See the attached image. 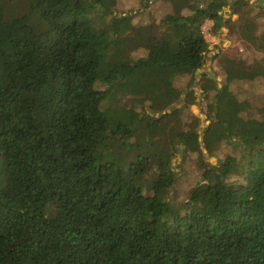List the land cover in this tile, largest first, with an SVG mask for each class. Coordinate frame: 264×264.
<instances>
[{"label": "trees", "instance_id": "obj_1", "mask_svg": "<svg viewBox=\"0 0 264 264\" xmlns=\"http://www.w3.org/2000/svg\"><path fill=\"white\" fill-rule=\"evenodd\" d=\"M113 1L0 0V264H264V106L242 118L246 104L226 97L261 68L227 60L220 88L201 75L211 106L202 146L236 155L206 168L176 206V176L160 170L177 152L203 157L197 122L182 118L194 92L173 82L185 72L190 88L202 68L206 20L212 32L235 26L226 2L146 0L170 12H142L150 22L138 25ZM146 107L171 109L173 123L142 125Z\"/></svg>", "mask_w": 264, "mask_h": 264}, {"label": "rangeland", "instance_id": "obj_2", "mask_svg": "<svg viewBox=\"0 0 264 264\" xmlns=\"http://www.w3.org/2000/svg\"><path fill=\"white\" fill-rule=\"evenodd\" d=\"M152 1L149 0V2ZM224 1L226 6L222 14L223 20H230L229 24L234 22L235 26H223L212 32V21L206 20L201 26V33L208 43V52L204 56L202 68L197 73L195 72V78L192 80L190 88L187 87L190 75L185 72L179 74L173 82V87L180 91L192 90L194 92L195 102L189 107V114L187 115L185 111L186 115L181 117L186 127L192 121L197 122L195 133L198 135V142L201 144L203 156L201 158H198L195 154L184 156L182 153L177 152L169 165L160 164L163 175L174 173L176 176L175 185L167 194L168 201L175 206L188 201L190 190L205 183V181H202V175L206 168L215 166L225 156L236 155L237 151L233 146L221 143L214 155L209 156L202 146L203 131L211 123L209 119L211 106L209 101L203 97L201 75L205 74L208 78H212L217 87L220 88L224 84L223 64L227 60L245 68L259 67L264 71V48L242 40L237 33L245 29L253 37L261 38V41L264 42V0H243L245 4L242 11L240 14L235 15H230V12L238 0ZM112 4L115 14L118 16L121 14L128 15L131 17L132 23L136 24L137 22L138 25L150 22L147 16L140 15L142 12H150L158 21L170 12V5L164 1H159L147 9L141 6V4H146V0H115ZM243 26L245 27L242 29ZM147 54L149 53L145 50H138L135 53L136 56L140 57L147 56ZM167 54L166 50L164 52H153L154 56H167ZM96 88L100 91L104 90L102 85H97ZM183 95L184 93L181 97ZM226 97L230 107H236L242 102L246 104L245 111L241 113L242 118L256 116L257 108L264 106V74H259L252 80L237 81L230 84ZM170 112L171 109L162 113H153L146 107L141 112L142 125L150 124L156 131L163 129L173 123L172 115L166 117ZM203 164L206 167L203 168ZM152 173L155 174V171Z\"/></svg>", "mask_w": 264, "mask_h": 264}, {"label": "water", "instance_id": "obj_3", "mask_svg": "<svg viewBox=\"0 0 264 264\" xmlns=\"http://www.w3.org/2000/svg\"><path fill=\"white\" fill-rule=\"evenodd\" d=\"M198 71H196V73H197Z\"/></svg>", "mask_w": 264, "mask_h": 264}]
</instances>
